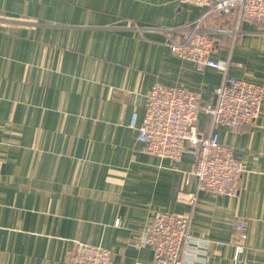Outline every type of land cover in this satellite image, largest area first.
I'll use <instances>...</instances> for the list:
<instances>
[{"label":"crops","instance_id":"crops-1","mask_svg":"<svg viewBox=\"0 0 264 264\" xmlns=\"http://www.w3.org/2000/svg\"><path fill=\"white\" fill-rule=\"evenodd\" d=\"M205 9L178 0H0V264H74L77 242L108 248L112 264H151L136 237L154 209L189 216L191 237L205 242L203 264H264V97L253 121L238 126L197 112L196 131L216 132L242 162L235 196L199 189L192 206L177 202V190L196 189L194 153L185 145L174 161L136 139L155 82L195 91L200 103L214 101L226 76L264 82L258 21L239 22L229 45L215 28L231 26L232 15L200 20L210 57L229 61L223 72L197 71L170 51L174 31L156 28L186 29Z\"/></svg>","mask_w":264,"mask_h":264},{"label":"built area","instance_id":"built-area-1","mask_svg":"<svg viewBox=\"0 0 264 264\" xmlns=\"http://www.w3.org/2000/svg\"><path fill=\"white\" fill-rule=\"evenodd\" d=\"M205 5V11L188 28L162 27L156 30L174 31L169 37L170 51L191 61L199 71L205 66L225 71L227 59H213L212 36L198 24L207 14L232 15L231 26L216 27L217 32L227 36L229 45L234 41L237 24L241 21H258L264 25V0H178ZM172 35V34H171ZM179 37V38H178ZM214 101L200 103L195 91L180 85L155 82L145 94L142 117L136 126V139L143 151L174 161L180 158L186 145L194 153L191 173L195 177L196 189L177 190L175 200L192 206L196 190H206L227 196L237 194L238 179L243 165L231 148L220 143L217 134L209 131L202 135L196 131L198 111L210 118L211 124L238 126L251 123L256 117L264 97V82L254 83L241 78L226 76L213 88ZM117 223V221H115ZM242 223L235 222L238 237H244ZM189 216L154 209L148 228L136 237L140 245L152 250L151 264H203L204 241L191 237ZM242 249L237 244L233 258ZM74 264H112L108 248L77 242L73 253ZM134 264H142L136 262Z\"/></svg>","mask_w":264,"mask_h":264}]
</instances>
